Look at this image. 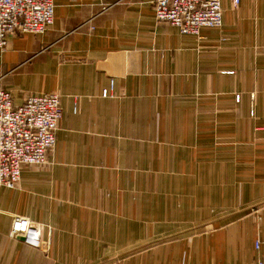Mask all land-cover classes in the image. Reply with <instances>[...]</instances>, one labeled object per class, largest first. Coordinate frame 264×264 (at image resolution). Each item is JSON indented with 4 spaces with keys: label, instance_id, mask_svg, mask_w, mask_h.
<instances>
[{
    "label": "crops",
    "instance_id": "crops-1",
    "mask_svg": "<svg viewBox=\"0 0 264 264\" xmlns=\"http://www.w3.org/2000/svg\"><path fill=\"white\" fill-rule=\"evenodd\" d=\"M222 5L197 34L154 0H55L48 30L9 37L0 88L59 92L64 114L50 162L0 185V264L264 261V0Z\"/></svg>",
    "mask_w": 264,
    "mask_h": 264
},
{
    "label": "built area",
    "instance_id": "built-area-1",
    "mask_svg": "<svg viewBox=\"0 0 264 264\" xmlns=\"http://www.w3.org/2000/svg\"><path fill=\"white\" fill-rule=\"evenodd\" d=\"M154 8L158 19L177 26L183 33L198 34L203 26L223 24L222 0H154ZM54 11L55 0H0V48L5 49L9 37L18 33L48 30ZM114 85L112 78L102 95L114 94ZM63 114L59 92L29 93L15 104L11 91L0 88V185L16 187L26 165L50 162ZM10 235L22 237L29 246L45 253L50 249L42 224L25 215L13 218ZM260 245L261 240H257L256 248Z\"/></svg>",
    "mask_w": 264,
    "mask_h": 264
}]
</instances>
